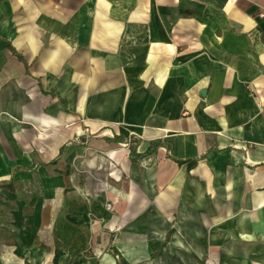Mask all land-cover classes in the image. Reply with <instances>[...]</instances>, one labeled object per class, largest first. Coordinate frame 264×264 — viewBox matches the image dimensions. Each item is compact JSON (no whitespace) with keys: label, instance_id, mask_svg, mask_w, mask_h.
Masks as SVG:
<instances>
[{"label":"crops","instance_id":"1","mask_svg":"<svg viewBox=\"0 0 264 264\" xmlns=\"http://www.w3.org/2000/svg\"><path fill=\"white\" fill-rule=\"evenodd\" d=\"M75 263L264 264V0H0V264Z\"/></svg>","mask_w":264,"mask_h":264},{"label":"trees","instance_id":"2","mask_svg":"<svg viewBox=\"0 0 264 264\" xmlns=\"http://www.w3.org/2000/svg\"><path fill=\"white\" fill-rule=\"evenodd\" d=\"M9 47L12 50L13 53H15L19 58H22L20 55H18V53H16V50L14 49L13 46L10 45ZM75 254H78V253L75 252ZM75 264H78V263H75Z\"/></svg>","mask_w":264,"mask_h":264},{"label":"built area","instance_id":"3","mask_svg":"<svg viewBox=\"0 0 264 264\" xmlns=\"http://www.w3.org/2000/svg\"><path fill=\"white\" fill-rule=\"evenodd\" d=\"M108 208H110V205H107Z\"/></svg>","mask_w":264,"mask_h":264}]
</instances>
